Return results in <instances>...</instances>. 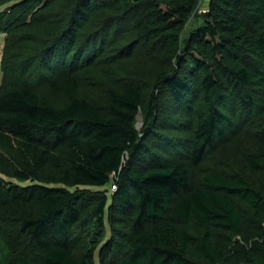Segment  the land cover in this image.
<instances>
[{"label": "trees", "instance_id": "16d2710c", "mask_svg": "<svg viewBox=\"0 0 264 264\" xmlns=\"http://www.w3.org/2000/svg\"><path fill=\"white\" fill-rule=\"evenodd\" d=\"M2 5L0 264H264V0Z\"/></svg>", "mask_w": 264, "mask_h": 264}, {"label": "rangeland", "instance_id": "374dc122", "mask_svg": "<svg viewBox=\"0 0 264 264\" xmlns=\"http://www.w3.org/2000/svg\"><path fill=\"white\" fill-rule=\"evenodd\" d=\"M206 2H207V0H199V5H198V11H197V13L198 12H201V10H203V8L205 7L204 5L206 4ZM3 8H4V5H2L0 7V10L2 11ZM195 21H196V18L195 17H192L190 23L188 24V28L189 29L191 28L190 25L191 24L193 25V23ZM4 39H5V34L3 35L2 39L0 40V56L2 54L3 47H4L3 46L4 45ZM104 77H106V76H103V79H104ZM103 89H104V85L101 84V85L97 86V88L92 89L90 92H93V94H97L98 95V94H100L102 92ZM141 126H142V113H139L138 114V118H137L136 127H137V129H140ZM112 183L113 182H110V183H108L105 186H89L88 188H90L92 190L106 189V193L107 194H111V192H112ZM194 225L195 224H193V226Z\"/></svg>", "mask_w": 264, "mask_h": 264}, {"label": "built area", "instance_id": "2783aa9c", "mask_svg": "<svg viewBox=\"0 0 264 264\" xmlns=\"http://www.w3.org/2000/svg\"><path fill=\"white\" fill-rule=\"evenodd\" d=\"M2 37H3V34L0 33V40L2 39ZM115 188H116V186H115V183L113 182V183H112V191H113Z\"/></svg>", "mask_w": 264, "mask_h": 264}]
</instances>
